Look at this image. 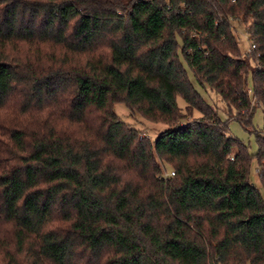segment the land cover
Wrapping results in <instances>:
<instances>
[{"label":"trees","instance_id":"1","mask_svg":"<svg viewBox=\"0 0 264 264\" xmlns=\"http://www.w3.org/2000/svg\"><path fill=\"white\" fill-rule=\"evenodd\" d=\"M182 59L248 127L264 0H0V264H264V126L250 154Z\"/></svg>","mask_w":264,"mask_h":264},{"label":"rangeland","instance_id":"2","mask_svg":"<svg viewBox=\"0 0 264 264\" xmlns=\"http://www.w3.org/2000/svg\"><path fill=\"white\" fill-rule=\"evenodd\" d=\"M234 27L241 55L245 57L246 55H248L250 49L248 39H246V32L244 31V28L242 26L235 25ZM182 63L184 68L187 69L190 81L194 85L195 89L199 94H201L206 102L211 104L216 109L217 116L223 121V123H227L226 132L228 133V135L232 137L234 136L235 138L243 142L247 146V148H249L250 154H255L257 148L254 140L255 133L253 131L260 132L263 129L264 114L262 109L255 105V107L253 108V116L250 125L248 127L241 126L234 118L229 119V116L226 114L225 105L220 100L219 96L203 89L201 85H198L192 71L188 68L183 59ZM177 102H179L180 108H185L186 103L183 102L180 98L177 100ZM114 112L121 121L138 130L141 137L156 140L161 133H164L169 129V126H166L164 124H157L153 122L150 123L146 120H143L139 116H132L129 110L123 104H116ZM251 165L252 166L250 169L249 179L258 187L261 198L264 199V188L258 181L255 160H252Z\"/></svg>","mask_w":264,"mask_h":264},{"label":"built area","instance_id":"3","mask_svg":"<svg viewBox=\"0 0 264 264\" xmlns=\"http://www.w3.org/2000/svg\"><path fill=\"white\" fill-rule=\"evenodd\" d=\"M247 37V36H246ZM247 39V38H246ZM251 48H253L251 45H249ZM172 174H174V172H172Z\"/></svg>","mask_w":264,"mask_h":264}]
</instances>
